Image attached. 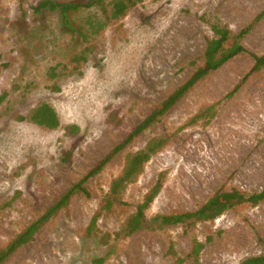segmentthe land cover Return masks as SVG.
I'll return each mask as SVG.
<instances>
[{
  "label": "rangeland",
  "instance_id": "374dc122",
  "mask_svg": "<svg viewBox=\"0 0 264 264\" xmlns=\"http://www.w3.org/2000/svg\"><path fill=\"white\" fill-rule=\"evenodd\" d=\"M39 1L0 0V250L72 185L83 181L85 192L0 264H241L264 255V199L251 198L264 189V67L253 69L264 55V0H128L117 20L108 19L113 0H101L71 15L78 37L58 10L35 13ZM216 26L236 41L210 55ZM236 42L244 50L225 58ZM41 104L56 128L30 120ZM153 140L161 146L119 182L128 155ZM156 184L142 227L127 233ZM214 196L192 226L152 222Z\"/></svg>",
  "mask_w": 264,
  "mask_h": 264
},
{
  "label": "trees",
  "instance_id": "16d2710c",
  "mask_svg": "<svg viewBox=\"0 0 264 264\" xmlns=\"http://www.w3.org/2000/svg\"><path fill=\"white\" fill-rule=\"evenodd\" d=\"M101 0H91L88 2L84 1H64V2H57L54 0H41L37 3V5L33 8V11L37 14H42L45 11L52 12L55 10L59 11L60 14V20L62 24L63 30L66 32H69L73 37L82 36V33L79 29L75 28L73 25V21L71 19V15L76 13L78 9L80 8H91L92 6L96 4H100ZM132 6V4L129 3V1L125 0H113L110 2V12L108 15L109 20H117L124 16L126 10ZM214 33L217 37H215L213 40H211L207 47V54H215L218 51H220L222 48H224L228 42L230 41H236L234 35L228 30L224 28H219L218 26L214 27ZM244 48L238 43H234L233 47H231L230 51L227 53L225 58L233 57L235 54L243 51ZM255 64L253 66V69H259L261 67H264V55L262 56H255L254 57ZM197 77H201L197 76ZM196 77V78H197ZM194 80V79H193ZM190 81L188 85L192 84L194 81ZM211 108L207 111H203L199 116L196 115L193 119L187 122V124H191L195 122L197 119L208 116V114L211 112ZM30 120L39 125L46 127L48 129H54L59 125L58 118L56 116V113L54 110L49 107L46 104H41L35 109H33ZM151 123V119H144L142 122H140L126 137L125 139L115 146L109 154L105 156L104 159L99 161L94 167H92L87 175L84 177L89 178L94 176L96 173H98L104 164L110 159L111 156H115L117 153H119L128 143L132 141L134 137H136L139 133H141L149 124ZM161 146V141L153 140L151 144H149L144 151H140L134 154H130L127 157L126 166L124 167L122 176L118 179L119 182L123 180H130V178L135 175L141 168V165L143 162L147 161L150 154L156 151L157 148ZM83 179V180H84ZM82 182L80 181L74 185H72L64 195L60 197V199L54 203L52 206H50L46 213L40 217V219L34 221L29 226H27L21 233H19L10 243H8L3 249L0 250V263L4 261L9 254H11L14 250H16L18 247L24 245L27 243L26 240H30L31 238H27L26 240H22L24 236L30 233L31 229L33 228L32 236L34 235V227L36 224H42L44 220L49 218L50 216L54 215L59 209L64 207L70 197L77 193V192H85L82 187ZM117 181H114V183L111 186V190L114 191L118 184H116ZM160 185L156 184L154 187L150 189V191L145 195L143 202L139 205L136 215L132 218V220L128 223V230L127 233L132 234L133 232L139 230L142 227V210L148 206V204L152 201V199L155 197L159 190ZM251 198H253L255 201H260L264 199V189L253 195ZM219 202V198H216V196L209 199L206 203L202 204L199 208H197L193 212L188 213H182V214H174L171 216H156L152 220L153 223H156L160 226L164 225H176L180 223H184L186 225L192 226L197 221H201L207 216L208 212L214 209L215 205ZM31 236V237H32ZM201 249L200 244H195L192 248V251L190 252V256H194V258H197V254L199 250ZM241 264H264V255L259 257H252L244 260Z\"/></svg>",
  "mask_w": 264,
  "mask_h": 264
},
{
  "label": "bare ground",
  "instance_id": "6f19581e",
  "mask_svg": "<svg viewBox=\"0 0 264 264\" xmlns=\"http://www.w3.org/2000/svg\"><path fill=\"white\" fill-rule=\"evenodd\" d=\"M149 69H150V68H149ZM195 161H196V160H195ZM200 162H201V161H200ZM197 173H198V172H197ZM182 174H183V173H182ZM193 175H194V174H193ZM193 175H192V176H193ZM205 175H206V174H205ZM201 176H202V175H201ZM191 178H192V177H191ZM195 178H196V177H195ZM198 180H199V179H198ZM204 180H205V179H204ZM197 182H198V181H197ZM198 185H199V184H198ZM140 259H141V258H140Z\"/></svg>",
  "mask_w": 264,
  "mask_h": 264
}]
</instances>
